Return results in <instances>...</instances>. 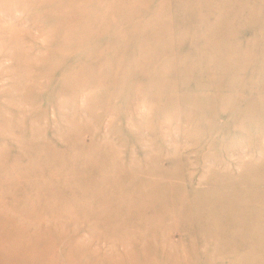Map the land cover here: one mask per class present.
Listing matches in <instances>:
<instances>
[{"label": "rangeland", "instance_id": "obj_1", "mask_svg": "<svg viewBox=\"0 0 264 264\" xmlns=\"http://www.w3.org/2000/svg\"><path fill=\"white\" fill-rule=\"evenodd\" d=\"M245 196L264 0H0V264H264Z\"/></svg>", "mask_w": 264, "mask_h": 264}, {"label": "bare ground", "instance_id": "obj_2", "mask_svg": "<svg viewBox=\"0 0 264 264\" xmlns=\"http://www.w3.org/2000/svg\"><path fill=\"white\" fill-rule=\"evenodd\" d=\"M245 197L247 200L244 204L239 205L236 208V212H230L223 204H215V206H222L225 210L224 215L221 213L217 222L224 221L227 223V226H230L238 232H243L248 236L249 233H254V242L251 241L249 237V244L262 243L264 242V196L262 197V202H259L261 205L257 208H254L255 201L253 200V197ZM196 217L197 216H195V218Z\"/></svg>", "mask_w": 264, "mask_h": 264}]
</instances>
